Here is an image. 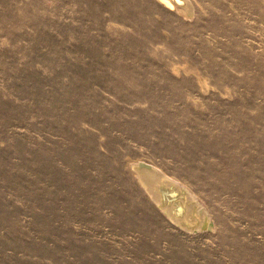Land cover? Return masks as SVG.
I'll return each instance as SVG.
<instances>
[{
	"label": "rangeland",
	"instance_id": "rangeland-1",
	"mask_svg": "<svg viewBox=\"0 0 264 264\" xmlns=\"http://www.w3.org/2000/svg\"><path fill=\"white\" fill-rule=\"evenodd\" d=\"M193 2L0 0V264H264V0Z\"/></svg>",
	"mask_w": 264,
	"mask_h": 264
},
{
	"label": "bare ground",
	"instance_id": "bare-ground-1",
	"mask_svg": "<svg viewBox=\"0 0 264 264\" xmlns=\"http://www.w3.org/2000/svg\"><path fill=\"white\" fill-rule=\"evenodd\" d=\"M170 12L191 18L196 14L193 0H153ZM133 173L139 185L157 201V206L167 212L180 229L198 233L216 229L211 214L199 197L178 179L168 176L161 168L145 161H135ZM131 165V166H132ZM169 218V217H168ZM213 218V217H212ZM198 231V232H197ZM200 233V232H199Z\"/></svg>",
	"mask_w": 264,
	"mask_h": 264
}]
</instances>
